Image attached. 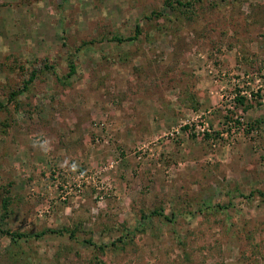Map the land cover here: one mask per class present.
<instances>
[{
    "label": "rangeland",
    "instance_id": "1",
    "mask_svg": "<svg viewBox=\"0 0 264 264\" xmlns=\"http://www.w3.org/2000/svg\"><path fill=\"white\" fill-rule=\"evenodd\" d=\"M166 1L0 0V264H264V0Z\"/></svg>",
    "mask_w": 264,
    "mask_h": 264
},
{
    "label": "built area",
    "instance_id": "2",
    "mask_svg": "<svg viewBox=\"0 0 264 264\" xmlns=\"http://www.w3.org/2000/svg\"><path fill=\"white\" fill-rule=\"evenodd\" d=\"M232 85L234 88H238V91L236 93H230L229 96L222 93L221 99L226 97L227 100L235 103L238 97L245 100L259 98V102L264 104V69L257 73L246 75L245 77L242 75L239 79H232ZM228 107L231 108L230 106ZM204 131H209L206 125L200 129V132L203 133ZM76 187L78 188L77 192H80L81 183H78Z\"/></svg>",
    "mask_w": 264,
    "mask_h": 264
},
{
    "label": "trees",
    "instance_id": "3",
    "mask_svg": "<svg viewBox=\"0 0 264 264\" xmlns=\"http://www.w3.org/2000/svg\"><path fill=\"white\" fill-rule=\"evenodd\" d=\"M174 2V3H173ZM168 6H170V7H174V5L175 4H178V5H181L182 6V3L180 2V0H167L166 2H165ZM157 13H154V15H156ZM139 34H140V29H139V26L137 25L136 27H135V32H134V35L132 36V37H128V38H126V39H123V38H121V37H115V36H112V38H111V40L112 41H115V42H117L118 44H121V43H124V42H129V41H135L136 39H137V37L139 36ZM81 49L80 48H78V49H76L75 51H74V53H71V54H69V57H68V74L66 75V79H69L72 75H74L75 74V71H76V65H75V60L73 59V57H75V54H76V52H79ZM44 68L45 69H51V67H49L46 63L44 64ZM36 78V75L34 74V73H32L31 75H29V77H28V80L26 81V82H24V86H25V88L27 87V85L28 84H30V83H32L33 81H34V79ZM16 97V92H12L11 94H10V99H13V98H15ZM236 101L237 102H239V103H242L243 102V98H241V97H238V98H236ZM185 129H187L186 127H184V130ZM206 136H208L207 134H205ZM10 198H4L3 199V202H2V207H3V209L5 210L6 209V207H7V205H8V203H9V200ZM217 208H222V209H225L226 207H224V206H217ZM151 215L152 216H155V215H159V216H162V215H160V214H158V212L157 211H153V212H151ZM166 220H170V219H168V218H166V217H164ZM51 233V234H64L65 233V231H53V230H49V231H44V232H42V233H40V234H38V235H36L35 236V238H41L45 233ZM74 233H71V235H69L70 236V238H73V235ZM12 238H13V236H16V237H18V238H25V237H27L26 235H22V234H20V235H10ZM101 264V263H100Z\"/></svg>",
    "mask_w": 264,
    "mask_h": 264
}]
</instances>
